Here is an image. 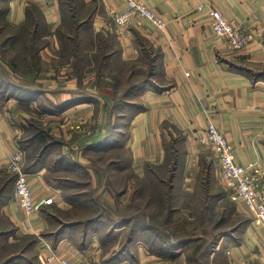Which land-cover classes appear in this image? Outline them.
I'll return each instance as SVG.
<instances>
[{
  "label": "crops",
  "instance_id": "crops-1",
  "mask_svg": "<svg viewBox=\"0 0 264 264\" xmlns=\"http://www.w3.org/2000/svg\"><path fill=\"white\" fill-rule=\"evenodd\" d=\"M142 1L166 19L165 28L159 29L137 18L117 29L115 18L125 10L121 0H73L76 15L82 22L88 21L82 28L83 37L86 32L95 35L115 32L118 48L111 54L118 53L123 60H133L140 55L144 49L140 39L146 40L153 50L157 61L154 82L140 90V103L126 115L124 132H110L112 116L98 89L101 84L96 85L93 75H85L90 71L84 68L83 77L78 78L62 70L67 66L74 69L71 60L59 64L62 71L58 73L45 72L47 78L38 80L42 94L33 99L24 100L19 91L0 97V179L12 176L9 173L11 156L22 148L20 140L30 120L40 121L53 136L73 122L66 124V120L73 117L95 123L94 131H85L83 136H76V131L64 132L65 136L76 138L73 137L69 145L60 140L49 141L41 161L34 164L27 161L25 172L34 197L48 201L42 210L28 214L16 202L13 189L4 194L8 195L4 208L13 234L0 237V244H15L25 237H34L31 246L10 264H58L57 259L46 262L41 258L42 244L51 247L45 254L54 251L60 258L73 263L87 255L95 264H165L163 253H159L162 251L151 250L142 239L146 234L143 230L150 229V226L143 227L148 222H143L142 217L119 220L110 217L115 213L108 216L106 210L116 209L118 203L121 205L129 200L134 177L142 176L148 166L164 164V144L168 138L174 142L182 139L178 143V154L185 159L184 172L210 168L219 172L216 155L197 139L209 123L215 124L226 136L237 163L257 165L259 186L264 190V0ZM206 7L220 10L228 21L238 24L250 36L244 49L234 50L225 39L214 34ZM0 8L4 9V17L12 27L20 26L28 11H37L43 27L50 33L62 25L59 0H4ZM86 8V14H81ZM51 37V46L58 49V40ZM84 42L87 45V41ZM48 49L41 51L46 62L48 55L57 57L50 50L47 52ZM1 53L0 49V56ZM89 53L96 54V50ZM119 133L121 140L117 139ZM108 137L110 139L106 140ZM114 144L128 154V161L118 156L101 169L85 165L83 158L54 160L57 169L86 168L90 190H77L68 196L64 188L47 178L46 173L52 170L47 164L52 161L55 146L78 149L84 145L97 153L117 149ZM122 178L125 182L122 186L114 185ZM225 192L227 194L226 189ZM85 193L90 195L82 196ZM232 202L245 216L244 223L234 239H219L214 253L221 251V257L231 264H264V225L252 223L243 202ZM94 203L96 209L102 210V215L97 216L96 211L94 215L86 212ZM111 241L125 242L112 253L113 256L122 252L115 260L103 253L106 243ZM10 255L0 257V262Z\"/></svg>",
  "mask_w": 264,
  "mask_h": 264
},
{
  "label": "rangeland",
  "instance_id": "rangeland-1",
  "mask_svg": "<svg viewBox=\"0 0 264 264\" xmlns=\"http://www.w3.org/2000/svg\"><path fill=\"white\" fill-rule=\"evenodd\" d=\"M3 1L0 0V6H3ZM87 10L88 8L82 9L81 14L85 15ZM3 25L4 23L0 22V27ZM12 35L13 30L0 29V44L2 42L6 43L2 48V54L0 56V92L4 94L7 91L8 93L12 92L11 87L9 88L7 84L8 80H12L18 84H25L26 82L29 83L25 79L33 78L32 75L23 74L25 72L20 67L19 45L15 41H8V38ZM51 39V36H47L45 39H42V42L49 48L47 52L50 50L57 57L53 58L48 55L47 62L42 58L43 70L40 75L41 79L47 78L45 74L47 71L58 73L64 70L69 73H76V70L72 69L71 66H67L66 69L62 70L59 69V64L64 65L67 60L75 62L76 59L70 57L74 48L72 46L71 48H67L64 56L62 43L57 39L59 48L53 49ZM83 39L89 41L85 45L88 53L92 51L90 46L96 40V54L94 62H92L94 65L86 68L90 72L85 75H93L96 85L99 86L101 84V87H97L102 93L103 98H105L109 113L112 116L110 132H124V126L128 120L126 115L129 114L131 108H135L140 103L141 91L139 90V86L143 83L150 85L154 82L155 77L153 75L157 68V61H155L153 50L149 49V44L146 40L140 39L142 46H144L140 55L133 60H123L118 53L115 55L111 54L114 49L118 48L116 44L118 39L115 32L96 33V35L93 32H86ZM100 40L105 41L104 52H107L103 60H97L103 42L101 41V44H97ZM49 59L51 60L49 61ZM14 60L16 62L19 61L17 62V65H19V73L17 74L10 65ZM103 64H105V67ZM74 66L75 64H72L73 68ZM80 67L82 68V66ZM115 77L118 78L117 80L119 82L115 80ZM157 78L160 79L159 76ZM80 118L73 117L67 119L66 124L68 121L76 122H70L56 136L52 135L53 140H60L63 144L69 145L73 137L83 136L85 131L93 132L95 123H86L85 120H78ZM78 121L80 122L77 123ZM62 122L64 123L65 120ZM62 122L61 124H63ZM34 124L37 123L34 122ZM74 131L77 132L76 136L69 138L64 135V132L71 134ZM32 138L33 130L28 127L22 134L20 146L25 150L26 157L29 159L39 152L37 149L38 143L35 140L33 141ZM121 138L122 134L119 133L117 139L121 140ZM24 139H29L28 141L30 143L27 144L25 143L26 141L22 142ZM114 145H116L114 147L117 149L114 150V148H111L106 151H97V153L87 150L84 145L78 149L63 148L61 145L55 146L53 148L52 161L47 164L52 169L46 173L47 178L56 182V186L64 188L68 196L77 192V190H90V175L86 168H78L71 171L65 168L57 169L58 167L54 163V160L57 158H66L67 160L83 158L85 165L99 167L101 169L110 160L118 156L128 161V154L120 150L117 144ZM164 146L167 151L166 158L168 164L159 165L154 169V172L161 173L162 178L165 180L164 185L162 186L154 177H148L146 180L141 181L134 177L132 179L133 188L144 186L145 191H142V189L138 193H134L133 191L126 203L121 205L118 203L116 209L106 210V214L110 216L115 213V216L110 217L122 219L128 215L137 213L143 218V222H148V225H144L143 227H148L151 224L156 230L163 232L160 235L154 227H152V230L148 228L146 229L147 231L143 230V233L146 234L142 236V239L148 244L151 250L157 252L162 251L159 253H163L162 257L164 258L165 264H231L227 259L221 257L219 253L221 251L214 253V250L218 240L222 237L234 239L239 235V230L242 226V221L245 220V216L237 209L229 196H227L218 172H213L214 169L212 168L206 170L200 169L195 172H184L185 159L181 153L179 155L177 154L178 158L176 159V155L172 151L174 146L179 148L180 144H174L172 139L169 140L168 138ZM63 151L66 154L63 155ZM126 177H128V174ZM4 178L0 179V187ZM124 183V178H122L119 182H115L114 185L118 186L119 184L122 186ZM169 186H175V189L173 187L171 189V197L167 198L164 196L163 199H160L155 192L157 190L167 192L170 190ZM7 187L6 194H9L14 189V182L8 181ZM7 196L3 195L0 197V230L4 229V231L9 232L11 235L13 234L12 226L8 222L9 220L4 208ZM169 205H171L172 209L171 223L164 225V219H160L159 216L162 214L161 211L169 207ZM161 206L163 209H161ZM89 210L93 211L94 207L89 208ZM164 211L167 214V210L165 209ZM140 232L141 230H139ZM123 243L125 242H108L103 249V253H106L107 257L112 256L114 251L123 247ZM2 245L4 243L0 244V249ZM16 249H19V247H8L9 251ZM1 255L4 254L1 253Z\"/></svg>",
  "mask_w": 264,
  "mask_h": 264
},
{
  "label": "trees",
  "instance_id": "trees-1",
  "mask_svg": "<svg viewBox=\"0 0 264 264\" xmlns=\"http://www.w3.org/2000/svg\"><path fill=\"white\" fill-rule=\"evenodd\" d=\"M60 1V7H61V12H62V25L57 29L56 32L54 33H50L48 31L45 30V28L42 25V18L38 15L37 11H28V15L25 19V21L16 27H12L9 22L5 19L4 17V9L0 8V22H3L4 25L2 27H0V29L5 30V29H10L13 30V35L11 37L8 38V41H15V43L19 45V53H20V67H22V69L24 70L26 75H32L33 78H27L25 79L26 81H28L29 83H25V84H18L14 81H10L8 80L7 84L9 85V88L11 87V91L6 92V94L1 93L0 92V97L1 98H5V96L7 95H13V93L16 92H21L22 97H24L23 99L28 101L29 99H33L34 96H37V94H42V92L39 90V88L41 87L38 82V80L41 79V71L43 70V65H42V56H41V51L46 47L45 43L42 42V39H45L47 36H55L56 39L59 40L60 43H62L63 48H62V52L64 53L65 56V50L67 48H71V46L74 48V51L72 53V55H70V57L75 58V62H71V64H75L74 69L76 70V73H74V75H76L78 78H81L83 76V72L85 68H90L91 65H94V63L92 64L91 62H94L95 59V54H90V53H84L85 50H87L85 48V42L82 36V28L84 26V24H88L87 22H82L81 18H79L76 15V9H74V5H73V0H59ZM102 42V46L100 47V51H99V57L97 60H103L106 55L107 52L105 50V41L104 40H100L99 43L97 44H101ZM89 41H87L88 43ZM4 44L6 43H1L0 44V49L2 52V48L4 47ZM91 49H95L96 50V40L94 42V44H91L90 46ZM2 54V53H1ZM90 60V61H89ZM19 62V61H17ZM17 62L14 60L10 65L13 69V71L17 74L19 73V65H17ZM68 62H70L68 60ZM16 63V64H15ZM22 63V65H21ZM82 66V68L80 67ZM103 66L105 67V64H103ZM21 71V70H20ZM90 71V70H88ZM118 78L115 77V80L119 82V80H117ZM148 85V84H147ZM145 83L141 84L139 86V90L143 89L144 87L147 86ZM151 85V84H150ZM25 91L23 93V91ZM34 122H36L37 124H34ZM28 127L30 129L33 130V138L32 140L37 141L38 143V153L35 154L34 156L27 158L28 164L32 163L34 164L35 162H39L43 159V157L45 156V153L47 152L49 146V141L50 142H54L53 141V136L49 134V131L47 129H45V126L42 125V123L38 120H30ZM27 127V128H28ZM116 129V128H115ZM110 138L108 137L109 140ZM29 139H26L27 144L30 143V141H28ZM31 140V141H32ZM182 139L179 138L177 140V142H174V144H178ZM23 142V141H22ZM93 148L95 146H92ZM22 150H24L23 148H21ZM89 149V148H87ZM178 149L176 146H174L172 148V151L174 152V155H176V159L177 154H178ZM25 151V150H24ZM26 153V152H25ZM167 153V151H166ZM179 155V154H178ZM178 162V161H177ZM167 163V158L166 161L164 162V164L162 165H166ZM27 164V167H29ZM168 164V163H167ZM177 164V163H176ZM157 166H148V168H146V172H144V174L140 177H136L138 180H146L148 177H154L157 181H159L161 183V185L163 186L165 183V180L162 178L161 173L159 174V172H154V169ZM8 181H12L14 182V177L13 176H7L3 179V183L0 187V197L2 195H4L8 189L7 187V183ZM173 181V180H172ZM170 190L167 192L161 191V190H157L155 193L157 194V196L160 199H163V197H167L170 198L171 197V189L173 186H169ZM142 189V191L144 190V186H137V188H134L133 191L134 193H138V191ZM87 195H90L88 193L83 194L82 196L88 197ZM118 196L121 195V193L117 194ZM228 196V195H227ZM86 204L82 203L81 206H84ZM92 207H94V210L91 211L89 210V208L86 210V212L88 211L89 213H95L96 210V204L94 203L92 205ZM161 209L162 206H161ZM167 210V214L164 210ZM171 209V205H169V207L164 208L161 212L162 214L159 216L160 219L163 218L164 219V225L167 224L169 225L170 219H171V215H172V209ZM171 211V212H170ZM174 211V210H173ZM97 212V216L98 215H102V212L100 210L96 211ZM170 212V214H169ZM166 215V216H165ZM140 218L141 216L138 215L137 213H133L131 215L126 216L123 219L126 218ZM96 219V218H95ZM95 219H92V221H96ZM120 220V219H119ZM87 223V222H86ZM85 223V224H86ZM244 223V220L242 221V225ZM88 224V223H87ZM150 229H152V227H154L153 225H149ZM155 229V227H154ZM13 230V228H12ZM136 230V229H133ZM156 230V229H155ZM160 233V235L163 234V232H161L160 230H156ZM136 231H133L132 233H135ZM9 232L0 230V237L2 236H9L10 233ZM133 237V236H132ZM132 239V238H131ZM34 241V237L30 236V237H25L21 240V242L19 243H13L10 244L8 242L4 243V245L1 246L0 249V257H4L5 254H11L5 261L0 262L1 264H10L13 260L18 259L20 256L23 255V253L28 249L29 246H31V244ZM19 247V249L16 250H8V247ZM1 253H3L4 255H1ZM122 254V252H118L116 254H114L111 258L112 260L117 259L120 255Z\"/></svg>",
  "mask_w": 264,
  "mask_h": 264
},
{
  "label": "built area",
  "instance_id": "built-area-1",
  "mask_svg": "<svg viewBox=\"0 0 264 264\" xmlns=\"http://www.w3.org/2000/svg\"><path fill=\"white\" fill-rule=\"evenodd\" d=\"M121 1L125 10L115 18L117 29L124 28L137 18L145 19L159 29L166 27V19L157 14L144 1ZM206 12L212 18V30L216 36L225 39L234 50L239 51L246 47L250 36L245 34L238 24L228 21L218 9L206 7ZM197 139L216 155L220 166L218 176L223 182L229 198L234 202L241 201L245 204L251 214L252 223L258 226L264 225V190L259 186L260 171L257 165L250 163L244 166L237 163L230 142L213 123H209L204 130L199 132ZM26 163L25 151L18 148L11 156L9 173L14 177L13 196L16 202L28 214H31L42 210L48 201L46 198L36 199L34 197L28 174L25 172ZM49 250H51L50 245L42 244L41 258L46 262L57 259L58 264H95L94 260L87 255L73 263L68 259L60 258L54 251L45 254Z\"/></svg>",
  "mask_w": 264,
  "mask_h": 264
},
{
  "label": "water",
  "instance_id": "water-1",
  "mask_svg": "<svg viewBox=\"0 0 264 264\" xmlns=\"http://www.w3.org/2000/svg\"><path fill=\"white\" fill-rule=\"evenodd\" d=\"M1 264V263H0Z\"/></svg>",
  "mask_w": 264,
  "mask_h": 264
}]
</instances>
